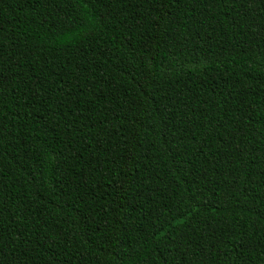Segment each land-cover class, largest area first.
I'll return each mask as SVG.
<instances>
[{
    "label": "trees",
    "instance_id": "16d2710c",
    "mask_svg": "<svg viewBox=\"0 0 264 264\" xmlns=\"http://www.w3.org/2000/svg\"><path fill=\"white\" fill-rule=\"evenodd\" d=\"M0 264H264V0H0Z\"/></svg>",
    "mask_w": 264,
    "mask_h": 264
}]
</instances>
